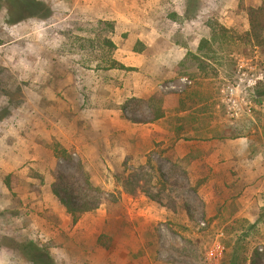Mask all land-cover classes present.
Instances as JSON below:
<instances>
[{"label":"rangeland","instance_id":"374dc122","mask_svg":"<svg viewBox=\"0 0 264 264\" xmlns=\"http://www.w3.org/2000/svg\"><path fill=\"white\" fill-rule=\"evenodd\" d=\"M85 1L0 0V163L13 162L12 174L18 179L14 192L5 194L3 179L9 173L0 169V253L18 257L21 254L11 246L32 243L42 264H200L208 250L220 242L225 247L220 264H250L255 253L262 255L264 264V220L254 228L249 222L250 218L258 221L264 209V179L258 181L245 173L232 178L228 170L232 173L238 167L231 162L227 176L235 182L218 192L219 202L208 205L197 196L196 183L200 176L212 178L207 171L192 167V177L187 174L176 184L160 150L145 153L140 160L136 153L122 158L112 146L120 131L130 139L129 116L135 104L127 113L118 110L130 99L127 83L137 82L136 78L144 83H165L181 76L191 79L193 86L184 95L178 99L168 95V111L174 114L180 107L174 110V104L181 101L190 116L204 114L211 119L188 123L217 125L216 132L210 133L213 136H223L224 127L242 128L244 137L253 128L264 134V88L254 96L248 93L253 103L250 114L257 118L253 126L248 116L231 121L220 97L223 86L236 81L241 66L253 61L259 70L264 68V51L246 37L250 31L247 9L259 7L264 0H188L184 18L176 22L195 20L194 24L185 27L189 36L178 33L174 40L189 53L203 59L197 49L203 40L211 41L210 20L231 33L211 44V60L188 58L173 69L174 74L166 73L153 58L141 70L113 68L115 51L96 38L98 22L83 17ZM173 15L174 7L167 6L159 9L157 17L173 21ZM92 83H122L125 92L106 87L99 90ZM98 93L103 101L92 102L88 96ZM99 115L106 119L103 135H97L91 120ZM113 118L120 119L116 128ZM210 134L203 136L207 139ZM98 138L100 147L92 144ZM202 142L209 141L203 138ZM54 143L66 149L68 162L57 158ZM200 145L202 155H207L210 145ZM134 172L150 181L147 187L158 197L149 199L150 210L131 216L126 210L128 201L119 203L117 196L125 192L123 182ZM83 173L95 189L85 193L103 204L73 225L52 194V186L60 174L68 181L83 183ZM201 186L208 190L210 184L207 181ZM82 188L86 189L83 184ZM139 189L137 193L144 194ZM161 190L172 197L168 204L160 199ZM7 199L12 201L9 210H1V202ZM55 206L64 210L63 218L54 212ZM164 206L167 214L161 212ZM18 264L27 263L20 259Z\"/></svg>","mask_w":264,"mask_h":264},{"label":"crops","instance_id":"0c3cea01","mask_svg":"<svg viewBox=\"0 0 264 264\" xmlns=\"http://www.w3.org/2000/svg\"><path fill=\"white\" fill-rule=\"evenodd\" d=\"M140 1L139 3V0H86L82 9L85 13L83 17L88 22L97 21L115 24L114 33L111 37H108L115 46L113 62L123 65L126 68L141 70L147 66L150 58H153V60H156L155 62L163 67L166 73L174 74L176 71L173 69L182 63L189 53L187 47L177 43L174 38L178 33L189 36L190 34L185 27L189 26V24H194L195 20H184V22L180 24L170 21L169 19L162 20L157 17V14L159 13V9L173 6L176 16L183 19L187 10L188 0ZM121 2H123V5L120 4ZM113 3L114 6L111 5ZM116 4L121 7H116ZM137 42H140L145 47L144 52L141 54L133 52ZM162 47H164V49ZM143 78L145 79V77ZM97 79L100 78L97 77ZM146 79L148 80V78ZM136 81L135 83H127L130 96L129 100H136L138 102H136L135 107L132 108V112L129 116L132 122V128H130L128 134L130 139L124 138L123 131H120L118 136H114L112 140L113 149L119 156L125 158L127 153H136V158L142 160V156L145 153L160 150L163 153V157L171 166L172 175L174 176L173 180L176 184L182 182L184 178L191 176L192 167H200L202 172L207 171L208 174L213 175L212 178H209L210 180L201 176L196 180V183L203 182L204 185L208 181L210 184L208 190L200 188L203 187L200 186L197 191V196L208 205L213 204L210 203L213 201L214 203L219 202L218 192L221 190H228L230 183L235 182L234 179L233 181L231 180V177L233 176L236 179V174L237 178H241L240 176L245 173V176L246 174L255 176L258 181L264 179V134L262 129H249V131L247 130V133H245V137L231 139L230 129L224 127L225 133L223 139V136H216V134L213 136L210 134L212 131L216 132L215 129L217 128V125L212 122L205 124L199 123L196 125L187 122L193 119L211 121L206 115L203 114L199 118L193 115L190 116V112L185 105L181 107L183 112H177L176 109L179 103L174 104V110L176 111L171 115L168 111V102L166 105L165 117L156 122H152L150 110L146 105H142V102L147 101L154 93L158 92L157 86L161 83H144L141 82L142 79L139 78H136ZM93 85L99 90L106 87L108 89L112 88L113 90L125 92V87L122 83H120L119 86H115L113 83H92V86ZM88 86L89 90L91 84H88ZM91 90L93 91L94 89L92 88ZM165 96L169 97L168 95ZM88 97L93 98L91 99L92 102L99 103L103 101L99 93L91 94ZM118 111L123 114L127 113V110L122 111L121 108ZM102 112L105 111L101 110V113ZM100 116L101 115L91 119L94 128L98 130L97 135H103L106 126V119L103 116L100 118ZM246 116H248V120L252 122V126L253 123L256 124L257 118L253 117L252 114ZM89 118H92V116ZM119 120L120 119L116 120V118L112 119L114 128L120 124L118 122ZM208 134H210L209 138L206 139L204 136ZM203 138L209 142H202ZM92 144L100 147L102 140L98 138L94 140ZM200 144L210 145V151L207 155H202V147ZM231 162H236L238 168L235 167L237 171L234 169L232 173L231 170H228L231 175V177L228 178L227 169H231L229 167ZM1 168L6 170L9 174L15 171V166L11 161L0 163V169ZM180 168L184 169L183 171L186 175L184 173H179ZM242 168L243 171H241ZM221 175H225L226 177H222ZM255 181L253 180L252 182ZM160 182L166 183L162 180H160ZM226 185L228 186L226 187ZM5 194H10V192L6 189ZM159 194L162 202H166L167 204L172 198L168 191L164 193V191L161 190ZM10 200L7 199L1 202V210L7 211L12 204ZM53 200H55V198ZM117 200H119V203L120 201H128L129 207H126V210L131 216H134L136 213L150 210L148 197L140 192L137 197H132L122 192L120 196H117ZM166 210L167 207L164 206L161 212L167 214ZM54 212L59 213L58 215L61 218L66 215L64 210L57 206H55ZM209 212L212 213L213 209ZM256 221L257 218H250L249 222L255 224ZM18 252L21 254L20 251ZM1 253L0 264H18L20 259L27 264H32L23 254L18 257L12 255L8 257L3 256Z\"/></svg>","mask_w":264,"mask_h":264},{"label":"trees","instance_id":"16d2710c","mask_svg":"<svg viewBox=\"0 0 264 264\" xmlns=\"http://www.w3.org/2000/svg\"><path fill=\"white\" fill-rule=\"evenodd\" d=\"M247 16L250 25V31L247 33L246 37L249 40V42L252 43L255 47L264 51V1L257 8H253V7L248 8ZM170 19L176 22V20H178V17L176 15H173ZM207 28L211 32V41L203 40L200 43L199 48L197 49L199 54L202 53L203 59L201 57H198L197 55H192L191 53H188L187 57L183 60L182 64L186 63L188 61V58H191L192 60L198 62L200 61L205 62V60H211L212 56L209 54L210 52L213 51L211 44L219 43L221 41V37H225L226 35L231 33L229 29H226L224 26H222L220 23L214 20L208 21ZM114 30H115L114 23L98 22V31L96 33V38L99 40L102 39L103 44L107 48L113 50L115 49V46L108 39L106 35L107 34L112 35L114 33ZM144 50H145L144 45L141 44L140 42H137L133 49V52L141 54L142 52H144ZM204 52H206L207 54L204 55ZM112 67L113 68L119 67L121 70H127L126 67H124L123 65H119L116 62H112ZM131 70L136 71V69H131ZM177 72L179 73V67L177 68ZM259 90L260 88L257 90V92ZM136 102H137L136 100H129L128 102L125 103V105L121 108V110L122 111L128 110V107L131 105L134 106ZM167 102L169 103V97H166L165 95L156 92L147 101L142 102V105L144 106L146 105V107H148V109L150 110L152 122H156L165 117ZM178 103L180 107L177 109V112H181L182 111L181 107H183V103L181 101H178ZM230 132H231L230 133L231 139H238L244 137L241 134L242 128L240 129L238 127H233L230 129ZM53 151L57 156V158L63 159L67 162L70 160V157L68 156L66 149L61 147L59 143L53 144ZM183 170L184 169L180 168L179 173H184L186 175V173ZM38 178L41 177L38 176ZM17 182L18 179L14 174L6 175L3 179V183L10 193L14 192ZM149 183L150 181L144 179L143 174L134 172L131 173L126 178L125 182H123V187H124V191L129 196L137 197L138 194L137 192L138 190H140L139 188H141L144 190L143 193L148 197V199L150 200L157 199L158 195H153L151 192L152 189L147 187ZM82 184L86 187V189L83 188H82L83 190L80 189ZM202 184L203 182H200L198 184V187H200ZM228 187L230 188V185ZM89 190L94 191L95 189L93 188L89 176L86 173H83V183L77 182L76 179L74 181L72 180L68 181L66 176L60 174L58 182L52 186V194L55 196V198L60 203V205L65 209L66 213L70 215L73 225H77L84 214L97 211L103 204V202H101L100 199L90 198L89 193L88 194L85 193V191H89ZM229 199L230 198H227L226 202ZM234 213L236 214V211H234ZM263 220H264V209L260 213L258 221L255 224L250 225V227L251 228L256 227L255 225ZM6 244L7 243L4 244L5 247ZM6 248H10V247H6ZM12 248L20 251L21 254L27 257L32 264H42V260L38 259L37 255H35L36 247L35 245H32V243H30L29 245L15 244L14 247L11 246L10 249ZM261 261H262V255L255 253L250 264H261ZM229 264H237V263L236 261H231Z\"/></svg>","mask_w":264,"mask_h":264},{"label":"built area","instance_id":"2783aa9c","mask_svg":"<svg viewBox=\"0 0 264 264\" xmlns=\"http://www.w3.org/2000/svg\"><path fill=\"white\" fill-rule=\"evenodd\" d=\"M245 64L241 66L236 75L234 83H228L220 90L222 104L226 110L227 117L231 121H239L251 113L252 102L248 99V93L254 96L256 90L264 88V68L259 70L256 66ZM193 86V81L188 77L181 76L174 80L161 83L157 86L158 92L164 95L181 96ZM205 227V224H201ZM225 247L216 242L206 254L200 264H220Z\"/></svg>","mask_w":264,"mask_h":264}]
</instances>
